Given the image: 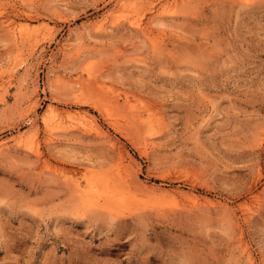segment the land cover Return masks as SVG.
<instances>
[{
    "label": "rangeland",
    "instance_id": "obj_1",
    "mask_svg": "<svg viewBox=\"0 0 264 264\" xmlns=\"http://www.w3.org/2000/svg\"><path fill=\"white\" fill-rule=\"evenodd\" d=\"M0 145V264H264V0H0Z\"/></svg>",
    "mask_w": 264,
    "mask_h": 264
},
{
    "label": "bare ground",
    "instance_id": "obj_2",
    "mask_svg": "<svg viewBox=\"0 0 264 264\" xmlns=\"http://www.w3.org/2000/svg\"><path fill=\"white\" fill-rule=\"evenodd\" d=\"M240 1V0H239ZM242 3H244V2H242ZM29 27V26H28ZM20 32V31H19ZM0 146H2V145H0ZM82 196V195H81Z\"/></svg>",
    "mask_w": 264,
    "mask_h": 264
}]
</instances>
